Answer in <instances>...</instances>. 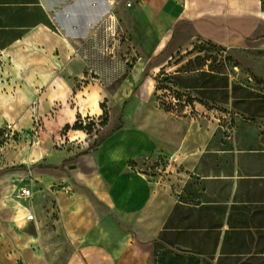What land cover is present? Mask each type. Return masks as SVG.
Returning <instances> with one entry per match:
<instances>
[{"label": "crops", "instance_id": "crops-1", "mask_svg": "<svg viewBox=\"0 0 264 264\" xmlns=\"http://www.w3.org/2000/svg\"><path fill=\"white\" fill-rule=\"evenodd\" d=\"M55 6L0 0V127L101 70L90 12L65 9L71 34ZM122 6L142 47L128 75L138 82L112 98L104 90L109 132L94 150L67 154L63 166L0 168V264H264V0ZM195 40L256 50L261 82L238 66L181 68ZM167 91L179 99L171 109ZM101 97L74 117L102 115ZM26 186L30 198L20 196Z\"/></svg>", "mask_w": 264, "mask_h": 264}, {"label": "rangeland", "instance_id": "rangeland-1", "mask_svg": "<svg viewBox=\"0 0 264 264\" xmlns=\"http://www.w3.org/2000/svg\"><path fill=\"white\" fill-rule=\"evenodd\" d=\"M55 3V9L59 12V22L65 27V31L71 34H77L78 31L73 29V21L65 18V9H71L73 6L76 11H89V15L93 17L88 32L89 42L93 40L94 49L99 52L100 48L97 44L102 43L105 38L103 29V12L109 8L105 0H51ZM119 5L114 9L117 15V36L118 40L114 53L108 51V44L113 43V39L102 45L104 53L100 55L98 60L101 61V70L90 69L86 78L75 82V92L47 93V100L41 99L39 102L35 100L30 107L32 118L27 119L21 125H7L0 127V168L12 163H27L39 166H60L65 165L67 154L73 152L78 154L86 152L91 147H95L100 139L108 133L104 126L109 121V104L108 99L104 101V90L106 94L112 98L114 90L120 85L129 83L131 86L136 84L138 80H132L128 77L133 69L135 62L143 53L141 45H137L134 35L131 32L133 23L131 10L123 8L122 5L127 0H117ZM138 3L139 0H131ZM98 3L97 7L93 3ZM102 12V13H101ZM81 28V27H80ZM86 35V28H81ZM106 40V39H104ZM115 42V41H114ZM96 43V45H95ZM262 54V53H261ZM187 55H192V59L185 62L181 66L183 69H193L208 65L215 71H223L232 69L235 66L245 71L252 72L254 77L252 80L259 84L261 82L257 73L253 70V66L258 64L257 51L250 52L247 49L225 48L215 44L195 40L192 49ZM185 55V56H187ZM95 61L96 58L92 57ZM91 59V60H92ZM164 72V71H163ZM158 74L159 89L164 87L162 84L164 77ZM87 88L85 90L84 87ZM77 88L85 91L81 93L76 91ZM103 90L99 94L97 90ZM173 93V92H172ZM171 93H161V103L168 104L171 100ZM100 97L103 109L102 115L99 117L94 115L74 117L73 113L81 110L88 113L87 107L93 99ZM84 96V98H82ZM57 98V99H56ZM80 104V109L77 105ZM113 114H117L118 108L113 107ZM90 127V129H88ZM84 128V129H82ZM164 160L160 159L155 164L145 163L148 171H155L156 165L161 166Z\"/></svg>", "mask_w": 264, "mask_h": 264}, {"label": "built area", "instance_id": "built-area-1", "mask_svg": "<svg viewBox=\"0 0 264 264\" xmlns=\"http://www.w3.org/2000/svg\"><path fill=\"white\" fill-rule=\"evenodd\" d=\"M105 2L107 3V5L109 6L108 10L105 12L104 16H103V29H104V33H105V38L106 40L103 39L102 43L97 44V49H99V47L102 48V45H104L105 43L109 42L111 39H113L114 41H112L113 43H107L108 44V51L110 54L114 53L115 49H116V44L118 43V40L115 39V37L117 36V28H118V22H117V15L114 11V8L118 5L119 1L117 0H105ZM133 1L131 0H127L126 5L128 7L132 6ZM100 48V52L104 53V51ZM171 101L169 103L172 104H176L179 99L176 98L175 96L170 99ZM168 103V104H169ZM20 196L23 198H30L32 196V191L31 188L26 186L21 188L20 190Z\"/></svg>", "mask_w": 264, "mask_h": 264}, {"label": "trees", "instance_id": "trees-1", "mask_svg": "<svg viewBox=\"0 0 264 264\" xmlns=\"http://www.w3.org/2000/svg\"><path fill=\"white\" fill-rule=\"evenodd\" d=\"M163 105H164L165 108H167V109H171V108H172L170 104H166V103H164ZM82 129H84V128H82ZM88 129H90V127H89ZM102 140H103V139H100V141H99L97 144H95V146L99 145V144L102 142ZM94 149H95V148H94V146H93V147L89 148V150H88L87 152H90V151H92V150H94Z\"/></svg>", "mask_w": 264, "mask_h": 264}]
</instances>
